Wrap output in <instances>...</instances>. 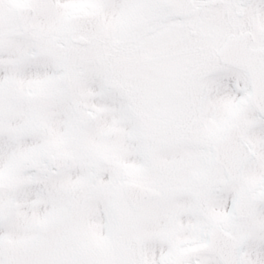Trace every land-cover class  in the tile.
I'll use <instances>...</instances> for the list:
<instances>
[{"label": "snow or ice", "instance_id": "6c2138e0", "mask_svg": "<svg viewBox=\"0 0 264 264\" xmlns=\"http://www.w3.org/2000/svg\"><path fill=\"white\" fill-rule=\"evenodd\" d=\"M0 264H264V0H0Z\"/></svg>", "mask_w": 264, "mask_h": 264}]
</instances>
